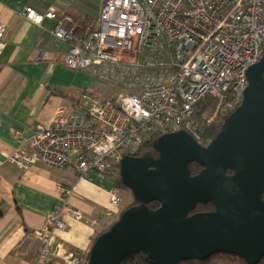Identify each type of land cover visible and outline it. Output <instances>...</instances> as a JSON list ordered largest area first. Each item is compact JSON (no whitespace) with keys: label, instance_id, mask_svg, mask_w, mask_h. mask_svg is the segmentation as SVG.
<instances>
[{"label":"built area","instance_id":"obj_1","mask_svg":"<svg viewBox=\"0 0 264 264\" xmlns=\"http://www.w3.org/2000/svg\"><path fill=\"white\" fill-rule=\"evenodd\" d=\"M25 13L37 24L58 18L53 8L28 6ZM6 31L0 23V49ZM54 34L71 44L65 65L98 87L73 106H59L29 140L15 130L19 144L0 167L73 164L80 179L91 171L117 174L124 156L136 155L159 125L202 143L203 128L241 104L248 68L264 56V0H104L95 23L81 29L65 16ZM75 191L60 184L63 203L33 230L42 242L35 264H85L86 255L65 250L58 234L66 216L83 219L69 202ZM108 195L103 215L114 218L122 193L113 184Z\"/></svg>","mask_w":264,"mask_h":264},{"label":"water","instance_id":"obj_2","mask_svg":"<svg viewBox=\"0 0 264 264\" xmlns=\"http://www.w3.org/2000/svg\"><path fill=\"white\" fill-rule=\"evenodd\" d=\"M241 104L207 145L186 130L155 142L158 156L125 155L124 185L140 205L128 207L89 251L88 264H118L144 252L157 264L226 253L250 264L264 255V56L247 71ZM203 169L192 175L190 164ZM231 171V173H229ZM158 202V208L149 203ZM211 202L213 211L197 212Z\"/></svg>","mask_w":264,"mask_h":264},{"label":"crops","instance_id":"obj_3","mask_svg":"<svg viewBox=\"0 0 264 264\" xmlns=\"http://www.w3.org/2000/svg\"><path fill=\"white\" fill-rule=\"evenodd\" d=\"M103 1L0 0V23L7 27L0 49V159L18 146L15 130L22 133L23 140H29L36 127L47 124L59 106H73L95 85L88 74L65 65L71 44L54 31L65 16L81 29L95 23ZM28 6L40 13L53 8L58 18L31 22L25 13ZM73 25L67 23L66 27ZM60 184L75 186L69 202L83 212L80 221L65 217L67 227L58 233L62 246L88 255L103 222L111 219L103 214L113 178L91 171L86 179H80L73 164L63 169L4 164L0 167V264H35L42 242L33 230L63 203ZM57 264L64 263L59 260Z\"/></svg>","mask_w":264,"mask_h":264},{"label":"trees","instance_id":"obj_4","mask_svg":"<svg viewBox=\"0 0 264 264\" xmlns=\"http://www.w3.org/2000/svg\"><path fill=\"white\" fill-rule=\"evenodd\" d=\"M202 109L204 110L205 107H202ZM213 106H210L209 109L206 110V112L210 115L213 112ZM231 114V113H230ZM229 114V115H230ZM220 116L218 119H216L215 122L211 123L210 125H206L203 128V140L202 143H206L212 139H214L218 133L221 131L222 126L226 120V118L229 116ZM168 132V131H166ZM163 132L161 130H154V132L151 134L150 139L143 144L138 153L136 155H143V154H151L152 156H158V152L155 149V142L157 140V138L159 136H161L162 134L166 133ZM202 166L196 162H193L190 164V169H191V173L192 174H196L201 170ZM229 173H231V171H229ZM114 184L117 187H123L126 189L127 188L123 181H122V177H121V173L118 172L117 174H115V177L113 178ZM135 205H140V202L135 198V203H133L131 206H135ZM148 206L150 208H158L160 206V203L158 202H152L149 203ZM214 206L211 202L207 203V204H202L199 203L196 207L197 211H205V210H210L212 209ZM193 212V211H192ZM122 214V213H121ZM120 214V215H121ZM120 217V216H119ZM117 221V219H115L114 221H112L109 225H107L104 229H102L99 233H97V235L95 236V238L93 239V243L92 246L94 244V242L96 241V239L105 231L109 230L111 228V226ZM88 260H89V253L86 256V262L85 264H88ZM118 264H157L156 262H154L152 259H150L147 254H145L144 252H137V253H133L130 254L129 256H127L123 261H121ZM178 264H250L245 258L238 256V255H233V254H226V253H219V254H214L211 255L209 257L206 258H193L190 260H184L179 262ZM253 264H264V255L262 256V258L257 261L256 263Z\"/></svg>","mask_w":264,"mask_h":264},{"label":"rangeland","instance_id":"obj_5","mask_svg":"<svg viewBox=\"0 0 264 264\" xmlns=\"http://www.w3.org/2000/svg\"><path fill=\"white\" fill-rule=\"evenodd\" d=\"M94 84V83H93ZM91 85V87L90 88H93V87H98V85H97V83H95V85ZM89 88V89H90ZM100 88H101V84H100ZM82 95V94H81ZM161 130V131H163V132H166V131H168V129L164 126V125H159L158 127H157V130ZM120 172V171H119ZM109 175V177H112V178H114L115 177V174H108ZM120 188V187H119ZM120 190H121V193H122V202H121V205H120V210H119V212H118V215H116L114 218H111V219H109V220H106V221H104L103 222V229L107 226V225H109L112 221H114L115 219H118L119 218V216H120V213L121 212H123L124 210H126L128 207H130V205H132L133 203H135V196H134V193L132 192V190H130V189H126V188H123V187H121L120 188Z\"/></svg>","mask_w":264,"mask_h":264},{"label":"flooded vegetation","instance_id":"obj_6","mask_svg":"<svg viewBox=\"0 0 264 264\" xmlns=\"http://www.w3.org/2000/svg\"><path fill=\"white\" fill-rule=\"evenodd\" d=\"M213 140V139H212ZM212 140H210V141H208V142H206V143H201L202 145H204V146H207ZM203 169V167L201 168V170ZM200 170V171H201ZM200 171L198 172V173H200ZM198 173H196V174H192V175H197ZM215 208L213 207L212 209H210V210H205V211H197L196 209L193 211V212H190L189 214L190 215H192V214H194V213H197V212H208V211H213Z\"/></svg>","mask_w":264,"mask_h":264}]
</instances>
